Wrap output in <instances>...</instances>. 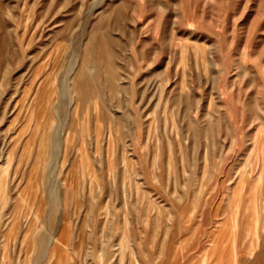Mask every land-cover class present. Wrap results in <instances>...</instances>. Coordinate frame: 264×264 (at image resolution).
<instances>
[{"label": "rangeland", "instance_id": "rangeland-1", "mask_svg": "<svg viewBox=\"0 0 264 264\" xmlns=\"http://www.w3.org/2000/svg\"><path fill=\"white\" fill-rule=\"evenodd\" d=\"M0 264H264V0H0Z\"/></svg>", "mask_w": 264, "mask_h": 264}]
</instances>
